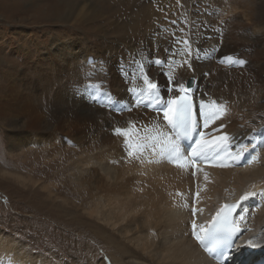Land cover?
Masks as SVG:
<instances>
[{"label": "bare ground", "instance_id": "bare-ground-1", "mask_svg": "<svg viewBox=\"0 0 264 264\" xmlns=\"http://www.w3.org/2000/svg\"><path fill=\"white\" fill-rule=\"evenodd\" d=\"M48 1L44 12L37 8L34 20L68 19L73 2ZM138 1L90 0L93 8L90 19H98L104 13L109 14L106 18H114L120 24L113 25L110 33L115 35L113 40H96L94 51H86L83 65L71 71L70 82L77 83L78 89L66 93L61 86L57 95L52 90L56 80L49 79L45 98L22 110L23 120L18 119L16 107L15 112L9 113L3 108L5 104L0 107V114L13 122L12 137L16 144L38 134L47 135L50 142L59 141L52 146L60 148L65 144L58 153L59 165L63 173L76 166L78 193L74 196L82 214L92 220L93 242L104 244L108 253L106 258L101 255L98 259L93 247L92 257L96 259L90 264H216L195 238L192 220L204 225L210 213L235 201L242 202L246 230L230 263L252 264L256 259H264V196L240 199L246 193L264 191V142L251 138L252 127L257 125L250 121L255 112L264 111V103L258 101L264 100V0H241L245 3L239 6L244 8L248 22L238 12L227 16L219 13L218 5L207 0H154L153 4L143 0L132 12L130 5ZM20 6L17 0L1 6L3 18L9 13L13 15ZM89 24L87 28L96 32L97 26ZM173 25H178L180 31L167 32ZM245 35L250 42L243 41ZM169 46L174 49L171 57L165 54ZM240 49H244L243 53L237 54ZM241 55L248 58L247 62L235 63ZM166 58L169 77L161 66ZM154 60L161 63L154 64ZM192 75L197 83L190 93L196 96L197 107L204 101L206 107L201 112L220 113L204 131L206 139L227 133L228 139L221 142L222 160L214 159L211 151L207 159L193 160L189 147L192 143L180 142L183 157L176 162L167 154L162 157L159 150H151L152 138L168 131L158 100L182 94L179 89L165 92L163 86L179 80L187 88L186 80ZM145 76L161 88L155 101L147 98L148 92L144 94V104L154 101L150 103L152 111L138 105L142 102L137 93L147 87ZM28 99L31 101V97ZM199 119L202 122L203 116ZM118 128L127 134L117 133ZM138 145H144V150L137 151ZM241 146L249 150L234 161L232 157ZM50 147L41 150L44 158L56 152ZM0 166V171H4L5 166ZM6 173L21 184L28 181L10 171ZM64 194H69L67 188ZM249 240L253 241L251 246H247ZM20 242L0 232V264H57L26 253Z\"/></svg>", "mask_w": 264, "mask_h": 264}, {"label": "rangeland", "instance_id": "rangeland-1", "mask_svg": "<svg viewBox=\"0 0 264 264\" xmlns=\"http://www.w3.org/2000/svg\"><path fill=\"white\" fill-rule=\"evenodd\" d=\"M17 1L21 2V6L16 9L13 15L9 13L3 18L4 13L1 6L12 2V0H0V103L2 104L0 107L5 104L3 108H7L9 113L15 112L14 108L16 107L18 119H22V110L29 109L37 99L45 98L51 81L49 79L56 80L52 90L57 95L61 91V86L66 93L73 88L78 89L77 83L70 82V78L73 80L71 71H74L77 65H83V61L87 59L86 51H94L95 42H103L106 39L113 40L115 35L110 34L114 30L113 25L120 23L114 18H106L109 14L104 13L100 14L98 19L97 17L94 20L90 19L89 15L93 9L90 0H65L66 4L74 3L73 10L68 11V19L56 20L50 17L43 22L34 20V16L38 13V7H41L43 12L45 11V7H48V0ZM142 1L133 2L130 5V10L136 12L135 10L139 8L138 4ZM150 1L145 0L146 3H154V0ZM233 1L207 0V3L217 4L218 12L224 13L225 16L238 12L244 21L248 20L244 8L239 6L245 1ZM231 4H235L234 7H231ZM203 7V4L200 5L201 12ZM209 8L207 9L210 10ZM166 10V12L164 11L165 15L169 12V7ZM89 22L91 23L89 25L97 26L96 32L87 28ZM178 27V25H173L172 28H168L167 32L169 30L180 31L177 29ZM88 29L91 31L89 32ZM154 34L156 37L158 36L156 32ZM243 41L250 42V39L245 35ZM85 43H88L87 48ZM170 46L167 49L169 51L165 54L171 57L174 54V49ZM243 51L244 49H240L237 54H241ZM98 57L101 60L105 59ZM167 58L163 61L164 65L161 64V66L167 70L164 75L169 77L171 73L167 68ZM240 59L245 60L246 63L248 58L241 55ZM64 60L68 61L65 63ZM247 64H250V61ZM239 72L242 74L243 70L241 69ZM105 73V80H107L109 69L106 68ZM174 85V91L179 89L178 85ZM161 95L166 96L167 94L161 93ZM28 97H31V101ZM154 101H147L146 105L144 102H137L140 107H147L152 111L150 103L153 104ZM258 101L264 103V100L258 99ZM255 115L250 119L253 124L249 121L250 124L257 125L252 127L253 130L260 129V126L264 125V111L255 112ZM12 123V121L3 119L0 114V164L5 166L6 171L20 175L28 181L26 184H21L9 177L5 170L0 171V232L10 235L14 240L16 238L18 243L21 241L20 244L23 245L26 253L40 255L49 262L53 261L57 264H90V261L96 259V257H92L93 247L98 259L101 255L106 258L108 253L104 250L105 245H97L93 242L92 220L82 214L79 202L76 201L77 196H74L78 193L77 168L74 169L76 166L72 165L73 169L71 166L63 173V169L59 165L60 154L58 153L62 152L60 148L65 144L60 148L58 145L52 146V143L55 144L59 141L50 142L45 134H38L32 139H28L29 141L23 140L21 144H16L12 137ZM69 143L72 145L71 141ZM44 147L47 149L50 147V150L56 151L49 153L52 156L56 154L53 157L48 154L49 158H44V153L41 152L42 149L46 150ZM31 149H36L34 154L25 156ZM43 185H47V189ZM66 188L69 194H64Z\"/></svg>", "mask_w": 264, "mask_h": 264}, {"label": "snow or ice", "instance_id": "snow-or-ice-1", "mask_svg": "<svg viewBox=\"0 0 264 264\" xmlns=\"http://www.w3.org/2000/svg\"><path fill=\"white\" fill-rule=\"evenodd\" d=\"M210 39V37H209ZM180 41H176L179 43ZM186 43V42H185ZM215 50V49H214ZM166 52L169 50H165ZM197 59H200L199 52L196 54ZM228 59L231 60L229 57ZM154 64H160V60H154ZM237 64L245 63L242 59H237L235 61ZM191 67V65H187ZM144 81L147 85L146 89H140L137 95L141 98L143 102L145 92H148V99H155L159 97L160 86L156 83L150 82L148 77H144ZM191 83V81L189 82ZM175 84L179 86V92L183 95H176L174 98L164 101L162 98L158 100V103L162 105L161 111L163 113L162 122H166L168 126L167 132L158 133L157 136L152 138L151 150L156 152L159 150L160 155L163 157L165 154L171 156L173 162H176L177 159L183 157L181 153V143L182 139H188L192 141L190 145L191 158L193 160L204 158L207 159V153L211 151L213 153L214 159L222 160L223 157L220 155V152L223 151L224 144L221 143L228 139L227 133L221 136H213L211 139H206V133L203 129L209 127L210 121H215L219 118L220 113L217 111L212 112H201V109L206 107L204 101H201L198 108L194 110V102L189 98V93L191 88H185V85L179 80L175 81ZM164 91H174L172 86V81L165 84ZM132 92H136V89H132ZM152 93H155L156 96L153 97ZM203 116L202 122L199 119V116ZM224 125L221 124L222 128ZM117 133L123 132L127 134L125 130L116 129ZM215 131V130H214ZM253 135L252 139H260L261 142H264V125H261L260 129L252 130ZM235 140V138H233ZM255 146H253L254 148ZM144 145H138L137 151H143ZM246 147L241 146L239 153L232 157L234 161H239L245 151H248ZM128 155H132V152H129ZM196 196H199V192L196 193ZM264 196V191L262 192H249L242 196L241 201L247 200L249 197ZM239 202L233 205H224L220 211L217 212L216 216L213 218V221L210 222V227H204V225H198L195 219L192 220L191 227L195 234V238L201 242V244L206 245V250L215 256V258L224 261L228 257L230 251H236L237 241L240 239L243 231L246 229H241L239 226L241 222L245 220V211L241 208V213L236 219L231 217L236 212ZM253 241H247V246H251Z\"/></svg>", "mask_w": 264, "mask_h": 264}, {"label": "water", "instance_id": "water-1", "mask_svg": "<svg viewBox=\"0 0 264 264\" xmlns=\"http://www.w3.org/2000/svg\"><path fill=\"white\" fill-rule=\"evenodd\" d=\"M191 81V83H189ZM197 79L196 77L192 76L187 80V88L190 87H194L196 85Z\"/></svg>", "mask_w": 264, "mask_h": 264}]
</instances>
